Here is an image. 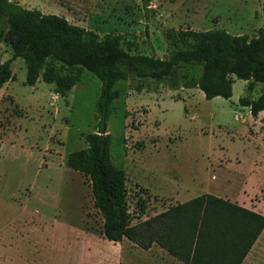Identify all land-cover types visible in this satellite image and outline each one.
I'll return each instance as SVG.
<instances>
[{"label":"rangeland","instance_id":"1","mask_svg":"<svg viewBox=\"0 0 264 264\" xmlns=\"http://www.w3.org/2000/svg\"><path fill=\"white\" fill-rule=\"evenodd\" d=\"M107 1L104 9L98 0L102 9L85 19L90 30L123 35V47L134 54L167 56V29H223L253 38L264 27L262 0H152L147 12L139 0ZM47 14L59 15L55 8ZM6 29L0 17V33ZM10 56L0 41V62ZM11 66L15 79L0 89V264H66L73 229L98 231L103 223L88 179L63 173L68 153L85 148L84 135L95 131L101 82L84 70L59 96L41 80L25 85L22 59ZM200 68L182 64L176 71L193 76ZM232 79L229 99L210 100L197 88L135 75L115 84L110 156L126 172L132 223L145 218L142 205L147 214L168 207L175 194L166 191L173 188L185 192L183 199L216 193L264 214V114L253 117L239 105L247 82ZM260 91L258 84L253 98ZM58 188L71 191L63 201Z\"/></svg>","mask_w":264,"mask_h":264},{"label":"trees","instance_id":"2","mask_svg":"<svg viewBox=\"0 0 264 264\" xmlns=\"http://www.w3.org/2000/svg\"><path fill=\"white\" fill-rule=\"evenodd\" d=\"M139 1L147 12L152 0ZM261 11L264 20V0ZM0 17L7 23L0 41L11 55L0 62V89L15 79L11 65L16 59L25 63V85L41 80L59 96L79 83L84 70L101 82L95 131L84 135L87 146L68 153L65 162L88 179L104 238H126L145 250L156 244L184 264H241L264 229V215L227 199L203 193L132 225L126 172L112 162L107 120L119 95L114 86L128 75L166 81L174 89L197 88L207 100L229 99L235 76L247 82L239 105L257 117L264 111V27L253 38L223 29H167L170 50L159 58L130 53L121 34L100 37L63 16L24 8L14 0H0ZM192 63L200 64L198 75L177 73V66ZM258 84L261 91L253 98Z\"/></svg>","mask_w":264,"mask_h":264},{"label":"crops","instance_id":"3","mask_svg":"<svg viewBox=\"0 0 264 264\" xmlns=\"http://www.w3.org/2000/svg\"><path fill=\"white\" fill-rule=\"evenodd\" d=\"M14 1H17L24 8L38 9L45 14L52 11V8H55L59 15L65 17L69 22L89 30L90 27L85 19L93 16V14H96V12L102 9V7L100 8L96 3L98 0ZM99 2L102 3L104 9H106V5L109 6L107 0H99ZM190 90H192V88L188 89V91ZM263 114L264 111H261L256 118L262 117ZM65 161L66 158L63 161V167H66L67 171H63V173L76 172L69 169L66 166ZM71 188L72 187H68V190H71ZM172 191L175 194V197H171L168 207L176 205L177 203H182L185 200H189L196 196L192 195L183 199L185 192L182 190L180 191L178 188H173L166 192L171 194ZM70 192H62V188H60L58 198L63 201L67 198ZM214 194L217 197H221L219 194ZM79 198L81 199V197ZM238 204L256 211L252 207H247L240 203ZM168 207H165L162 210L154 208L150 211V214H147L144 210L143 213L140 214L145 218H141L140 221L145 220L150 216H154L155 214L166 210ZM55 224H59V222H56ZM133 224L136 223H132V225ZM64 256L66 264H184L170 256L164 249L156 244H153L149 249L145 250L126 238H123L119 242L109 241L101 234V229L96 231L88 226L73 229V233L69 237L68 243L64 246ZM241 264H264V229Z\"/></svg>","mask_w":264,"mask_h":264}]
</instances>
